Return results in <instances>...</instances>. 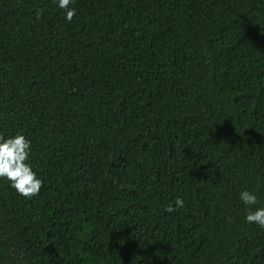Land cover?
I'll list each match as a JSON object with an SVG mask.
<instances>
[{"label": "trees", "instance_id": "obj_1", "mask_svg": "<svg viewBox=\"0 0 264 264\" xmlns=\"http://www.w3.org/2000/svg\"><path fill=\"white\" fill-rule=\"evenodd\" d=\"M71 7L0 0V135L43 181L0 178V264H264V0Z\"/></svg>", "mask_w": 264, "mask_h": 264}, {"label": "clouds", "instance_id": "obj_2", "mask_svg": "<svg viewBox=\"0 0 264 264\" xmlns=\"http://www.w3.org/2000/svg\"><path fill=\"white\" fill-rule=\"evenodd\" d=\"M56 7L62 10L64 19L71 21L76 15V9L71 7L74 0H54ZM42 10L36 13L40 18ZM31 140L22 133L15 135H0V178L7 180L20 195L31 198L37 195L43 185L42 179L33 170L30 163ZM239 200L246 206L245 222L264 228V203H261L257 191L247 188L239 192ZM175 205L183 207L184 201L176 197ZM168 206L166 211H172Z\"/></svg>", "mask_w": 264, "mask_h": 264}]
</instances>
